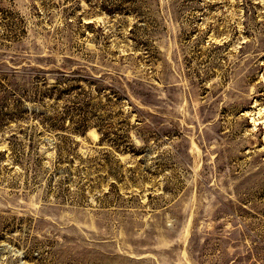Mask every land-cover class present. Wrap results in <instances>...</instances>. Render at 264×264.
<instances>
[{"label":"rangeland","instance_id":"obj_1","mask_svg":"<svg viewBox=\"0 0 264 264\" xmlns=\"http://www.w3.org/2000/svg\"><path fill=\"white\" fill-rule=\"evenodd\" d=\"M0 264H264V0H0Z\"/></svg>","mask_w":264,"mask_h":264}]
</instances>
